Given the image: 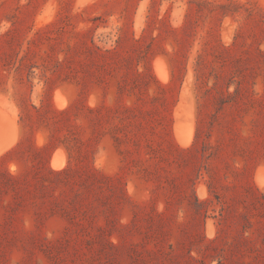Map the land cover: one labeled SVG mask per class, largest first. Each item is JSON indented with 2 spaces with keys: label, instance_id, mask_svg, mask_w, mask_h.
<instances>
[{
  "label": "rangeland",
  "instance_id": "obj_1",
  "mask_svg": "<svg viewBox=\"0 0 264 264\" xmlns=\"http://www.w3.org/2000/svg\"><path fill=\"white\" fill-rule=\"evenodd\" d=\"M0 146V264H264V0H0Z\"/></svg>",
  "mask_w": 264,
  "mask_h": 264
},
{
  "label": "bare ground",
  "instance_id": "obj_2",
  "mask_svg": "<svg viewBox=\"0 0 264 264\" xmlns=\"http://www.w3.org/2000/svg\"><path fill=\"white\" fill-rule=\"evenodd\" d=\"M159 67H160V68H163L164 66L162 67V65H160ZM159 67H158L157 70L160 71ZM164 68H165V67H164ZM164 68H163V69H164ZM155 70H156V69H155ZM157 70H156V71H157ZM165 70H166V68H165ZM161 71H162V69H161ZM155 73H156V72H155ZM164 73H165V72H164ZM161 75H162V73H161ZM165 75H166V74H165ZM162 77H163V76H162ZM160 79L162 80V79H164V78H160ZM164 80H165V79H164ZM164 80H163V81H164ZM55 100H56V99H55ZM55 100H54V101H55ZM58 102H59V100H58ZM62 105H63V103H62ZM56 107H57V106H56ZM175 125H176V126H180V125H181V123L179 122V120L176 119V123H175ZM176 128H178V127H176ZM10 141H11V140H10ZM12 142H13V141H12ZM179 142H180V141H179ZM2 144H3V143H2ZM8 144H9V143H8ZM8 144H7V145H8ZM10 144H11V142H10ZM7 145H6V146H7ZM1 146H2V145H1ZM1 146H0V147H1ZM4 147H5V146H4ZM4 147H3V148H2V147L0 148V149H1L0 152L3 151L2 149H6L8 146H7L6 148H4ZM58 151H59V150H58ZM61 151H62V150H61ZM60 153H62V152H60ZM60 153H58V154H60ZM52 160H54V159H52ZM54 162H55V161H54ZM54 162H52V163L54 164ZM60 162H61V160H59L58 163H60ZM55 163H56V162H55ZM61 164H62V163H61ZM61 164H60V167H61ZM54 165H55V164H54ZM54 165H53V166H54ZM51 166H52V165H51ZM54 167H56V165H55ZM57 167L59 168V165H57Z\"/></svg>",
  "mask_w": 264,
  "mask_h": 264
}]
</instances>
